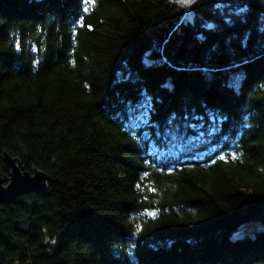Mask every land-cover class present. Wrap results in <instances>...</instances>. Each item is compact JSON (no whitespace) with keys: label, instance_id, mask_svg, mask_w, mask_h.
<instances>
[{"label":"trees","instance_id":"trees-1","mask_svg":"<svg viewBox=\"0 0 264 264\" xmlns=\"http://www.w3.org/2000/svg\"><path fill=\"white\" fill-rule=\"evenodd\" d=\"M190 11L0 0V264H264V0Z\"/></svg>","mask_w":264,"mask_h":264},{"label":"water","instance_id":"water-1","mask_svg":"<svg viewBox=\"0 0 264 264\" xmlns=\"http://www.w3.org/2000/svg\"><path fill=\"white\" fill-rule=\"evenodd\" d=\"M2 161L9 169L7 179L0 176V204L14 203L16 198L22 194L45 190L47 177L41 170H27L18 158L3 152ZM14 227L22 234L29 233L30 222L28 219L14 221ZM15 264H21L16 262ZM26 264H31L27 262Z\"/></svg>","mask_w":264,"mask_h":264},{"label":"rangeland","instance_id":"rangeland-1","mask_svg":"<svg viewBox=\"0 0 264 264\" xmlns=\"http://www.w3.org/2000/svg\"><path fill=\"white\" fill-rule=\"evenodd\" d=\"M173 2H175L176 4H178L181 8H183L185 10V17L190 19L192 17V13L190 11V6L192 3H185L184 0H172ZM194 1V0H193ZM146 60H148L146 58ZM235 79L237 77H234ZM260 224L258 222H250L247 224L242 225L237 233L239 234H243V233H252L255 228L259 227Z\"/></svg>","mask_w":264,"mask_h":264},{"label":"snow or ice","instance_id":"snow-or-ice-1","mask_svg":"<svg viewBox=\"0 0 264 264\" xmlns=\"http://www.w3.org/2000/svg\"><path fill=\"white\" fill-rule=\"evenodd\" d=\"M91 2H92V3H94V2H95V0H91ZM184 2H185V3H192V2H193V0H184ZM234 158H235V157H234Z\"/></svg>","mask_w":264,"mask_h":264},{"label":"clouds","instance_id":"clouds-1","mask_svg":"<svg viewBox=\"0 0 264 264\" xmlns=\"http://www.w3.org/2000/svg\"><path fill=\"white\" fill-rule=\"evenodd\" d=\"M53 243H54V241H53Z\"/></svg>","mask_w":264,"mask_h":264}]
</instances>
